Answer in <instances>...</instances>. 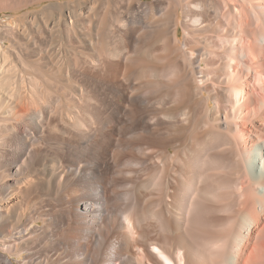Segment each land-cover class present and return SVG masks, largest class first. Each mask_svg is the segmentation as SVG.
<instances>
[{
    "label": "bare ground",
    "instance_id": "bare-ground-1",
    "mask_svg": "<svg viewBox=\"0 0 264 264\" xmlns=\"http://www.w3.org/2000/svg\"><path fill=\"white\" fill-rule=\"evenodd\" d=\"M0 264H264V0L0 22Z\"/></svg>",
    "mask_w": 264,
    "mask_h": 264
},
{
    "label": "rangeland",
    "instance_id": "rangeland-1",
    "mask_svg": "<svg viewBox=\"0 0 264 264\" xmlns=\"http://www.w3.org/2000/svg\"><path fill=\"white\" fill-rule=\"evenodd\" d=\"M27 3L20 9H1L0 10V22H8L12 17L15 19L21 18L22 16H25L28 12H33L37 10L43 9L48 3H50V0H44V1H37V0H26ZM150 1V0H146ZM182 34V31H180Z\"/></svg>",
    "mask_w": 264,
    "mask_h": 264
}]
</instances>
